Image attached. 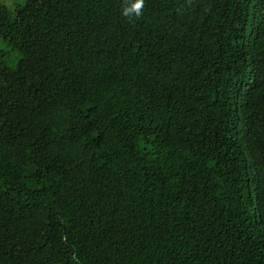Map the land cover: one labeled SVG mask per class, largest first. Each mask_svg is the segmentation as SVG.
Returning a JSON list of instances; mask_svg holds the SVG:
<instances>
[{
	"label": "trees",
	"instance_id": "16d2710c",
	"mask_svg": "<svg viewBox=\"0 0 264 264\" xmlns=\"http://www.w3.org/2000/svg\"><path fill=\"white\" fill-rule=\"evenodd\" d=\"M126 2L0 7V264H264V0Z\"/></svg>",
	"mask_w": 264,
	"mask_h": 264
},
{
	"label": "clouds",
	"instance_id": "9594fccd",
	"mask_svg": "<svg viewBox=\"0 0 264 264\" xmlns=\"http://www.w3.org/2000/svg\"><path fill=\"white\" fill-rule=\"evenodd\" d=\"M144 8V0H128L122 10V15L124 17L139 18L142 15V10Z\"/></svg>",
	"mask_w": 264,
	"mask_h": 264
},
{
	"label": "rangeland",
	"instance_id": "374dc122",
	"mask_svg": "<svg viewBox=\"0 0 264 264\" xmlns=\"http://www.w3.org/2000/svg\"><path fill=\"white\" fill-rule=\"evenodd\" d=\"M26 2V0H0V7L2 5L7 6L9 8H15L17 6L23 5ZM12 58L15 57V54H12ZM9 61L8 63H10ZM10 66V64H9ZM12 67V66H11Z\"/></svg>",
	"mask_w": 264,
	"mask_h": 264
}]
</instances>
